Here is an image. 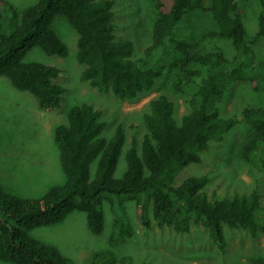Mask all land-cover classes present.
<instances>
[{"label": "trees", "instance_id": "1", "mask_svg": "<svg viewBox=\"0 0 264 264\" xmlns=\"http://www.w3.org/2000/svg\"><path fill=\"white\" fill-rule=\"evenodd\" d=\"M207 11L221 38L231 41L234 54L227 58L220 48L198 49L196 39H184L180 22L197 15L203 0H156L151 42L142 57L133 60V44L117 40L113 23L114 0H37L23 10L0 0V76L9 78L21 91L31 93L43 111L59 107L65 88L53 83L59 69L22 59L33 47L48 55L65 57L67 45L51 30L62 16L77 33V61L83 65L80 78L100 92L131 100L151 90L166 68L178 70L176 92L187 96L189 112L180 122L175 104L160 94L150 100L144 117L146 134L132 138L124 152L126 169L115 178L126 141L121 124L110 138L102 136L105 123L90 104L71 107L67 124L58 125L54 140L59 149L65 182L40 198H22L5 193L0 185V260L10 264H75L59 250L28 235L32 229L61 222L73 211L85 214L88 230L104 229L102 203L107 200L115 214L109 249L94 254L90 264H135L132 256L118 258L113 249L134 234L124 202L134 201L145 228L153 224L177 233L201 224L221 251L226 242L224 227L241 228L255 237L264 233V206L258 188L249 195L221 197L205 192L206 175L186 178L174 187L184 167L200 161L211 140H220L240 119L249 122L253 136L245 147L249 162L264 166V107L245 108L241 117H220L215 106L230 83L248 81L264 91L263 64L249 63L255 43L264 38V0L254 35H247L240 0H209ZM184 23V22H183ZM182 31V30H181ZM95 162V171L91 166ZM260 264H264L261 262Z\"/></svg>", "mask_w": 264, "mask_h": 264}, {"label": "rangeland", "instance_id": "2", "mask_svg": "<svg viewBox=\"0 0 264 264\" xmlns=\"http://www.w3.org/2000/svg\"><path fill=\"white\" fill-rule=\"evenodd\" d=\"M18 10L33 6L37 0H6ZM113 23L117 40L133 44L132 59L142 57L151 42L152 26L156 17V0H114ZM242 20L247 35L257 30L260 4L258 0H240ZM209 0H203V9L197 15L181 22L178 32L184 39L195 38L198 49L209 51L220 48L227 58L234 54L231 41L221 38L205 10ZM184 22V23H183ZM56 36L68 47L65 57L48 55L41 48H31L22 59L24 63L56 66L58 76L53 83L65 88L59 107L43 111L37 99L27 91L15 88L8 77L0 76V185L5 193L22 198H40L52 186L65 182L59 149L54 140L58 125L67 124V113L75 105L90 104L101 113L105 123L102 136L110 138L121 124L126 135L115 178H121L126 164L124 152L132 138L140 142L146 134L143 117L150 110V100L160 94L175 104L174 116L178 122L189 112L187 96L176 92V68H166L151 90L131 100H122L111 92H100L80 78L83 65L77 61V33L62 16H56L50 26ZM182 30V31H181ZM250 64L264 65V38L253 46ZM264 68V66H263ZM264 72V69H263ZM215 106L220 117H241L245 108L264 107V91L255 90L248 81L228 85ZM253 136L249 122L240 119L222 139L211 140L198 163H191L176 175L173 186L178 187L186 178L206 175L209 182L205 192L221 197L235 194L249 195L258 188L264 206V166L245 158V147ZM95 171V162L91 174ZM125 212L134 234L114 248L115 255L132 256L135 264H260L264 262V233L253 237L247 230L224 227L225 248L221 251L208 230L201 224H192L187 232L177 233L172 228L154 224L145 228L136 212L134 201L124 202ZM104 229L101 234L91 233L83 212L73 211L59 223L40 226L28 232L32 238L56 247L75 264H90L95 253L109 249L108 240L115 214L110 203H102ZM0 264H10L0 260Z\"/></svg>", "mask_w": 264, "mask_h": 264}]
</instances>
